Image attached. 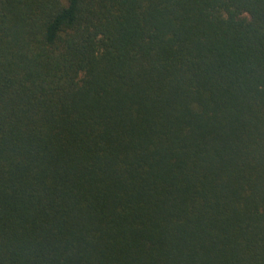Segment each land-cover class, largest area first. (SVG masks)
<instances>
[{
  "label": "trees",
  "instance_id": "1",
  "mask_svg": "<svg viewBox=\"0 0 264 264\" xmlns=\"http://www.w3.org/2000/svg\"><path fill=\"white\" fill-rule=\"evenodd\" d=\"M0 264H264V0H0Z\"/></svg>",
  "mask_w": 264,
  "mask_h": 264
}]
</instances>
